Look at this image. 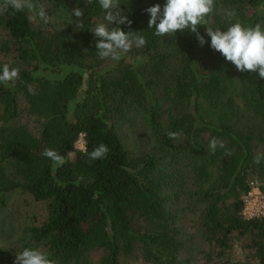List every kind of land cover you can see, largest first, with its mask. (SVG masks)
Segmentation results:
<instances>
[{
    "label": "trees",
    "instance_id": "16d2710c",
    "mask_svg": "<svg viewBox=\"0 0 264 264\" xmlns=\"http://www.w3.org/2000/svg\"><path fill=\"white\" fill-rule=\"evenodd\" d=\"M52 1L65 17L48 33L33 25L32 11L0 12L8 37L0 67L20 70L16 81L0 83V211L15 190L47 208L42 222L24 229L28 242L0 247V264H14L25 247L57 264H176L187 211L199 212L208 264H264V218L241 215L251 181L264 194V161L253 163L264 152V79L237 71L213 50L204 25L202 46L188 30L154 35L145 9L165 0H120L132 23L118 26L139 31L147 43L107 66L89 31L104 22L98 0ZM261 4L215 0L210 26H264ZM74 7L83 10L82 24ZM131 112L144 117L157 142L144 155L129 151L122 137ZM80 133L88 151L107 145L106 158L89 161L75 147ZM212 138L231 155L210 151ZM45 148L73 156L56 167ZM235 243L247 254L243 260L229 257Z\"/></svg>",
    "mask_w": 264,
    "mask_h": 264
},
{
    "label": "clouds",
    "instance_id": "9594fccd",
    "mask_svg": "<svg viewBox=\"0 0 264 264\" xmlns=\"http://www.w3.org/2000/svg\"><path fill=\"white\" fill-rule=\"evenodd\" d=\"M88 2L91 3V0ZM98 3L104 13V22L96 23L89 31L95 37V50L101 60L118 61L132 47L140 48L146 45L147 41L139 34V31L125 32L118 26L132 23L120 10V0H98ZM214 3L215 0H165L163 7L157 3L145 9L149 14L147 26L154 29V35L159 37L188 30L195 33L196 39L202 46L206 41L205 37L199 33L198 27L204 25L213 50L231 62L237 71L255 72L264 79V26L260 23L245 26L237 21L229 23L225 30L219 27L213 28L210 26L208 17L214 11ZM34 7L32 0H2L0 2V12H6L9 8L13 10V13L33 11ZM257 11L264 14V4L258 5ZM72 14L82 24L83 10L74 7ZM38 15L47 19L43 9ZM235 15L234 10L226 12L229 19ZM114 23L117 26H113ZM19 72V68L10 67L7 63L3 64L0 67V83L7 86L16 81L19 79ZM28 87L29 92H33L31 86ZM167 135L169 138H176V133L169 132ZM217 147L225 149L226 155H231L222 141L212 138L209 141V150L214 152ZM79 150L87 156L89 161L106 158L110 151L104 143H100L91 151H88L86 144H82ZM42 155L49 158L56 167L66 162L65 156L51 148H45ZM262 161H264V152H257L253 156V163L259 165ZM14 264H57V261L40 249L25 247L15 255Z\"/></svg>",
    "mask_w": 264,
    "mask_h": 264
},
{
    "label": "rangeland",
    "instance_id": "374dc122",
    "mask_svg": "<svg viewBox=\"0 0 264 264\" xmlns=\"http://www.w3.org/2000/svg\"><path fill=\"white\" fill-rule=\"evenodd\" d=\"M36 4L37 7L31 12V21L45 33L50 31L52 24L60 23L65 17V13L57 8L52 0H37ZM41 9L47 16L46 20L38 15ZM7 39L6 32L0 29V46ZM1 59L2 54H0ZM111 62L113 60L109 59L106 65L108 66ZM18 101H23L22 96H19ZM128 117L129 123L123 125L121 129L126 148L133 154L143 155L154 150V147L156 149L155 136L144 117L136 112H131ZM72 156L71 151L65 153L67 158ZM198 214L199 212L193 214L189 211L182 213L180 224L187 234L183 236L184 246L178 254L176 264H208L203 257V252L209 249V245L204 235L197 229L195 222ZM46 215L45 201L34 200L30 194L19 190L10 193L6 207L0 211V247L20 246L28 242V235L24 233V229L39 224ZM228 254L232 261L243 260L247 256L238 243L233 245ZM134 264H141V262L137 260Z\"/></svg>",
    "mask_w": 264,
    "mask_h": 264
},
{
    "label": "built area",
    "instance_id": "2783aa9c",
    "mask_svg": "<svg viewBox=\"0 0 264 264\" xmlns=\"http://www.w3.org/2000/svg\"><path fill=\"white\" fill-rule=\"evenodd\" d=\"M85 144L84 133H80L75 142V147ZM241 215L244 219L264 218V194L256 181L250 182L249 191L243 195Z\"/></svg>",
    "mask_w": 264,
    "mask_h": 264
}]
</instances>
